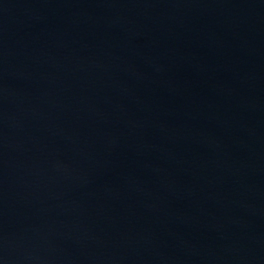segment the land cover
I'll return each instance as SVG.
<instances>
[{
  "label": "water",
  "instance_id": "1",
  "mask_svg": "<svg viewBox=\"0 0 264 264\" xmlns=\"http://www.w3.org/2000/svg\"><path fill=\"white\" fill-rule=\"evenodd\" d=\"M0 264H264V0H0Z\"/></svg>",
  "mask_w": 264,
  "mask_h": 264
}]
</instances>
